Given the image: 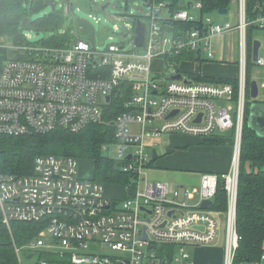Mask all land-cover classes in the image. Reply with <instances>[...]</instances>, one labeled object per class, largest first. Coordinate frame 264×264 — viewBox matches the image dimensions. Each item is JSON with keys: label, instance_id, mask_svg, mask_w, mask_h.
I'll use <instances>...</instances> for the list:
<instances>
[{"label": "built area", "instance_id": "built-area-1", "mask_svg": "<svg viewBox=\"0 0 264 264\" xmlns=\"http://www.w3.org/2000/svg\"><path fill=\"white\" fill-rule=\"evenodd\" d=\"M64 1L70 7V0ZM184 1L186 7L171 8L166 0H143V14H125L127 28L119 41L101 49L81 34L65 47L12 45L23 50V58L0 55V135L56 128L76 132L91 123H111L114 140L103 143L101 150L136 177L123 186L116 201L106 196L102 184L80 176L78 160L72 156H37L30 174L0 172L2 223L9 228L12 221H21L38 229L35 240L13 245L19 264H24L23 255L33 259L29 264H194L187 247L212 243L222 227V264H234L247 60L252 61L255 40L249 48L248 30H264L263 1L261 11L248 19L246 0H230L235 13L225 22L216 21L215 12L200 18L201 1ZM129 17L145 23L141 46L134 44V22ZM185 21L198 23L191 29L173 26ZM76 31L77 26L71 30ZM232 32L235 83L197 81L189 73L202 75L198 70L180 67L181 62L190 67L221 62L215 39ZM6 48L8 52L10 47ZM176 56H183L177 67L172 64ZM253 63L264 70V42ZM176 74L180 77L172 78ZM109 104L111 111L118 105L123 109L111 122L104 118ZM217 133H229L232 144L229 168L221 174L224 213L200 206L213 200L217 173L203 172L194 190L147 180L150 139L163 134L205 139ZM190 199L196 201L189 203ZM263 260L264 254L251 264Z\"/></svg>", "mask_w": 264, "mask_h": 264}, {"label": "trees", "instance_id": "trees-1", "mask_svg": "<svg viewBox=\"0 0 264 264\" xmlns=\"http://www.w3.org/2000/svg\"><path fill=\"white\" fill-rule=\"evenodd\" d=\"M91 1V0H90ZM169 7H186L184 0H166ZM202 3L200 18L212 12L217 14L218 9L229 8L230 0H199ZM263 0H246L248 19L254 17L259 11ZM179 3L181 5L179 6ZM44 8V0H0V55L7 54L6 45L2 39H6L12 45L38 44L53 47H65L77 37H81L79 31L71 32L76 28H68L60 32L57 28L63 25L64 17L59 10L49 12L42 17L33 20L34 25L51 26L55 29L47 38H41L37 42H30L25 38L20 29V21L29 13ZM200 21V19H199ZM74 22V21H73ZM198 22L185 21L174 23L184 29H191ZM254 29L249 27L248 46L250 48ZM189 56H191L189 54ZM192 57V56H191ZM183 56L172 58V64L177 67ZM190 58V57H189ZM247 93L245 103V117L240 147V162L238 170V187L235 205V227L238 235V244L234 255V264L239 262L259 261L264 254V136H258L247 126V116L250 103L249 83L252 80L253 66L255 64L248 57L247 60ZM180 70V69H178ZM189 75L197 81L208 83H235L231 78L216 77L211 75H199L190 72ZM251 99V101H250ZM261 100V99H260ZM264 102V100H261ZM112 105L109 104V109ZM105 111V121L111 122L118 111H123L121 106L114 110ZM113 125L105 122L91 123L83 129L73 132L65 128H56L48 132H29L22 135H0V172L24 175L30 174L34 159L37 156L55 155L72 156L78 160H90L93 164L92 180L104 187L110 185L119 189L122 196V188L131 184L136 179L132 173L121 170L122 162L106 155L101 150V145L113 141ZM229 136V135H227ZM223 143L217 138H205L203 145H219ZM156 160V159H155ZM155 160H150L151 167ZM218 174V182L212 205V210L224 213L227 207L226 193L224 190L221 172ZM121 196L113 198L120 200ZM37 226L33 223L12 221L10 228L2 223L0 215V264H19L14 251V244L21 246L31 241L37 234ZM43 257L44 254H43ZM52 262V258L48 257ZM62 264H67L63 261Z\"/></svg>", "mask_w": 264, "mask_h": 264}, {"label": "rangeland", "instance_id": "rangeland-1", "mask_svg": "<svg viewBox=\"0 0 264 264\" xmlns=\"http://www.w3.org/2000/svg\"><path fill=\"white\" fill-rule=\"evenodd\" d=\"M57 5L56 9L60 11V13L64 17V22L62 25V29H57L60 32L62 30H66L68 28L74 27V19L75 17H83L87 18L93 25L95 29V46L98 49L103 48L107 43L113 41L118 42L120 38V33L125 30L127 27L125 25L126 21H123L122 18L125 14H134V15H142L143 0H70V7H65L64 0H56ZM109 2V5L105 8V10H101L100 7L103 3ZM232 4L230 3L227 13L225 14H215L213 15L216 21H229L232 19L231 12ZM50 12L49 7H44L40 10H36L32 13H29L27 16L32 20H35L38 17H42L44 14ZM194 14L196 13L194 10L192 11ZM72 14V15H71ZM97 19V20H96ZM115 26L118 29H115ZM24 35H29L28 41L37 42L41 38H47L50 36L53 31H39L33 32L31 30H23ZM227 36V35H226ZM111 38V39H110ZM252 38L258 40L260 43L264 42V30L263 29H254L252 32ZM4 42L3 45L10 47L8 49V54L12 58H23L24 52L21 48L23 45H13L7 41L6 39H2ZM220 57L222 59L221 62H224L226 59H229L230 63H227L226 66L219 61L216 62V59L211 64L203 63L200 66L197 63H194L192 67L188 65V63L181 62L180 67L185 70L189 68V71L193 68V70H198L202 75H212V76H228L231 78L236 70H235V54L232 55V40L230 36L225 37L219 42L221 45ZM129 46V44L127 45ZM7 50V48H6ZM7 56V54H6ZM234 61V62H233ZM159 61L156 60L154 65L157 66ZM208 65V66H207ZM252 77L251 79H255L258 82L259 86V100H264V70L253 66ZM249 91V87H248ZM247 100V98H246ZM251 101V99H250ZM229 135V133H226ZM187 137V136H186ZM184 135L182 137H177L174 135H167V144H172L171 147H167L165 144L164 137L161 136V141L157 143L156 150L157 153L161 154L158 157L151 167L146 169L147 180L150 182H166L169 184L170 188H174L177 185H182L191 190L199 188V171L209 164L205 152L202 150L201 142L200 144L196 143L191 138H186ZM182 141V142H180ZM222 141L223 140H219ZM231 142V141H230ZM182 146H179L182 144ZM165 144V145H163ZM222 144V143H221ZM163 145V146H162ZM179 146V147H178ZM232 147V144H231ZM210 166V165H208ZM79 174L83 177H91L93 164L90 160H79L78 162ZM105 193L107 197H120L121 193L119 189L113 186H106ZM196 199H190L189 203H194ZM10 228V226H9ZM224 228L222 227V231ZM43 235L46 236L45 232ZM221 237L216 238L211 245H214L216 248H222V239ZM35 240V237L32 239ZM28 243V242H27ZM26 243V244H27ZM194 246H190L188 251L193 253ZM223 253V248H222ZM22 260L24 264H29L33 261V259H26L24 255L22 256ZM237 264H251L249 262H239ZM264 264V260L260 263Z\"/></svg>", "mask_w": 264, "mask_h": 264}, {"label": "water", "instance_id": "water-1", "mask_svg": "<svg viewBox=\"0 0 264 264\" xmlns=\"http://www.w3.org/2000/svg\"><path fill=\"white\" fill-rule=\"evenodd\" d=\"M57 1L56 0H44V7H49L50 12H55L56 10ZM109 5V2H105L101 5L100 9L103 11ZM145 5L144 3L142 4ZM147 5H149L147 3ZM263 8H264V0H263ZM227 8H222L217 10V14H225L227 13ZM72 15V14H71ZM127 20L134 22V44L136 46H141L144 41V34H145V23L142 22L138 18L129 17L126 18ZM74 24L79 28V32L82 35H85L86 38L91 42H95V29L94 25L87 19L83 17H75ZM20 29L22 30H31L33 32L39 31H52L55 28L51 26H38L33 24V20L26 16L21 19L20 21ZM57 29H62V25L59 26ZM260 42L258 40H253L252 43V61L255 62L257 59L258 48ZM180 74L173 75L172 78L178 79ZM259 88L258 83L255 79H252L249 83V96L253 100L248 109V116H247V126L252 129L258 136H264V102L259 100L258 97ZM109 97L106 99L108 100ZM200 115L198 116L199 119ZM158 154L156 150L153 148L151 150V158L152 160L157 159ZM212 205L211 200H204L200 204L201 208H208ZM30 257V255L28 256Z\"/></svg>", "mask_w": 264, "mask_h": 264}, {"label": "crops", "instance_id": "crops-1", "mask_svg": "<svg viewBox=\"0 0 264 264\" xmlns=\"http://www.w3.org/2000/svg\"><path fill=\"white\" fill-rule=\"evenodd\" d=\"M229 11H230V8H229ZM231 12H233V14H232V17H233V15L235 13V6H233V5L231 7ZM227 36H230V38L232 40L233 44H232L231 54L234 55L235 49H236V33L232 32V33L228 34ZM227 36L223 35V36L216 37V39H215V51H216L215 53H216L217 57L220 59H221V57H220V51L221 50L220 49H221L222 44L219 45V42H221L222 39H224ZM207 64H211V63H207ZM223 65L226 66V64H224V63H223ZM216 77L229 78L228 76H216ZM167 135H174L177 137H182L184 135V137L187 136L186 138H188V139L191 138L198 144H200V142L203 140L202 138H198V137H194V136H190V135H185V134H163L161 136L164 137L165 144L168 145L167 147L172 146L171 143L167 144V142L169 141V140H167ZM161 136L149 140V142L152 143L149 146L150 152L153 148L156 150L155 146L157 145V143H159L161 141ZM214 137L219 139V140H223V143L219 144V145H203V144L200 145V146H202V150L205 152L207 158H209L207 161L209 164L204 166L205 168H203L199 171V173H200L199 174V183H200L201 174L203 172H213V173H220L221 172V173H224L229 168L230 156H231V150H232L230 138L225 133H217L213 136V138ZM180 142H182V141H180ZM165 144H163V145H165ZM182 145H183V143L180 144L179 146H182ZM156 152H157V150H156ZM157 154H158V157H160L161 154H159V153H157ZM208 165H210V166H208ZM177 186H182V185H177ZM183 187H185V186H183ZM112 198H115V197H112ZM219 237H221L220 239H222V248H223L224 237H223V231L222 230L220 231L219 236L217 238L219 239ZM190 246H194L192 248L193 253L189 252L191 254L193 260H194V264H222V254H223L222 248H219V247L216 248L214 245H211V243L210 244H203V245H189L187 247V249ZM263 247H264V245H263Z\"/></svg>", "mask_w": 264, "mask_h": 264}]
</instances>
